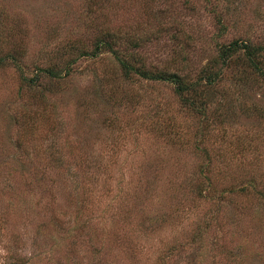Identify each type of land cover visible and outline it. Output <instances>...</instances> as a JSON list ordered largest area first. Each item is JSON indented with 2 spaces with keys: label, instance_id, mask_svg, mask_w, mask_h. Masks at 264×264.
I'll use <instances>...</instances> for the list:
<instances>
[{
  "label": "rangeland",
  "instance_id": "rangeland-1",
  "mask_svg": "<svg viewBox=\"0 0 264 264\" xmlns=\"http://www.w3.org/2000/svg\"><path fill=\"white\" fill-rule=\"evenodd\" d=\"M153 14L163 16L162 23H183L195 67L221 43L264 41V0H0V54L17 55L32 77L40 68L62 67L68 44L91 47L95 31L107 24L143 29ZM216 14L228 27L220 39ZM166 40L148 45L151 58L167 55ZM17 64L0 67V233L18 249L12 263L165 264L159 258L172 251L169 262L193 253L195 264H264V205L254 198L233 196L221 223L202 243L192 240L200 225L213 221L206 214L213 218L216 206L195 197L189 182L204 158L161 131L176 126L181 136L175 141H192L202 123L178 108L171 85H116L111 57H87L37 103L20 91ZM227 81L235 89L225 87L219 104L210 106L209 118L219 114L221 121L214 120L204 139L216 163L202 173L216 195L230 177L253 175L264 184V83ZM62 214L57 229L45 225ZM16 251L26 256L22 262ZM0 253L4 260L2 243Z\"/></svg>",
  "mask_w": 264,
  "mask_h": 264
},
{
  "label": "trees",
  "instance_id": "trees-1",
  "mask_svg": "<svg viewBox=\"0 0 264 264\" xmlns=\"http://www.w3.org/2000/svg\"><path fill=\"white\" fill-rule=\"evenodd\" d=\"M160 14H163V12H160ZM160 14L158 16L152 15V18L159 22L156 26L154 25L155 27L152 26L153 19H149V26L138 30L131 27L119 28L118 26L107 24L95 31L96 36L91 47L79 41L68 44L65 54L70 55V58L62 67L49 66L44 69L40 68L32 77L24 75L22 67L17 64L19 60H17V55L15 54H0V67L7 66L9 62L17 64L16 69L23 80L20 91L22 90V93L30 95L29 97L33 100L37 99V103H42L41 101L49 98L50 94L56 90V84L67 79L73 73L74 64L78 59L87 57L94 59L101 58L104 55L111 57L117 70V73H110L112 75L111 81H115L116 85L121 84L118 83L119 81L128 85L137 84L138 86H142V81L145 83H166L171 85L174 96L177 98L178 108L189 117L194 119L199 117L202 120L201 125L199 124L196 131L192 134V136L196 135V138L192 141H175V136H181V132H179L180 128H176L174 125L175 128L167 126L161 128V131H166L164 132L166 137L174 139V144L192 147V152L196 156H202L205 160L204 164L199 167L196 166L195 174L189 178L195 197L197 195L200 199L211 200L216 206L213 218L211 215L206 214V218L213 219V221L206 220L203 225H196V227H199L195 230V237L192 240L202 243L205 239L204 235L209 228L212 225L221 223L220 218L224 212V204L232 202L233 196L254 198L256 202L258 201L259 204L263 203L264 205V184L253 175H243L245 179L238 181L230 177V184L223 187L221 194L216 195V189L209 175L202 173L203 171L209 173L213 164L216 163L215 155L211 154V148L204 144V139L212 131L214 120L221 121L219 114H215L211 119L209 118L210 106L214 102L219 104L221 99L218 95L225 90V87H233L228 83V79L233 84L241 85L251 82L256 85L258 82L264 83V41L244 39L232 40L227 44L221 43L216 45L214 56L207 59L201 66L195 67L187 55L191 45L189 42H191L192 38L185 33L183 23L175 18L174 21L170 19V22L162 23L165 21L161 20L163 16ZM214 25L217 29L216 38H222L228 28L224 18L218 14L214 15ZM165 36L167 37L166 41L170 43L167 55L161 60L151 58L147 52L148 45L153 42L159 44L163 38H166ZM162 46H166V44ZM228 71H230L229 78L227 76ZM116 77L118 79L115 80ZM233 89L235 88L233 87ZM197 134L199 135L197 136ZM20 148L25 152L28 147L20 146ZM23 154L28 156V152ZM35 179H38V177ZM241 181L244 184L235 189V184ZM38 184L42 183L39 182ZM181 186L185 189L184 185L181 184ZM54 199L55 196L53 195ZM1 208L2 202L0 203V226ZM52 211V213H55L54 210ZM62 216V219H57L56 216L55 218L47 219V224L45 225H48L50 221L52 225L49 224L48 226H51L50 228L53 226L54 230L57 229L55 221L58 220V222L62 223L65 214H62ZM217 219L218 221H215ZM14 239L16 240V238ZM45 239L50 242V234H46ZM240 239L237 238L234 242L239 244ZM0 243H2L3 249L6 251L4 260H2V254L0 253V264H14L9 258L13 251L18 249H14L3 238L2 233H0ZM235 248L238 250V247ZM225 250L226 252L229 250L228 256L233 258V252L228 248ZM175 251L178 255V251ZM174 254L175 252L172 253L170 251L167 256L163 255L159 260L165 261L166 259L165 264H195L193 253L190 256L187 255L186 260L182 263L177 260L181 259L178 256L172 262H169V256ZM15 256L17 263L22 262L26 258L21 253L18 254V251H16Z\"/></svg>",
  "mask_w": 264,
  "mask_h": 264
}]
</instances>
